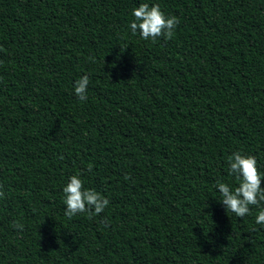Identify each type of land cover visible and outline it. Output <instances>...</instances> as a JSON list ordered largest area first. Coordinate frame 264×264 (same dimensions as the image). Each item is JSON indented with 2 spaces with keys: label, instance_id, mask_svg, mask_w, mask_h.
Wrapping results in <instances>:
<instances>
[{
  "label": "trees",
  "instance_id": "16d2710c",
  "mask_svg": "<svg viewBox=\"0 0 264 264\" xmlns=\"http://www.w3.org/2000/svg\"><path fill=\"white\" fill-rule=\"evenodd\" d=\"M145 2L171 37L131 33ZM234 151L264 171V0H0V264H264ZM78 172L99 215L64 214Z\"/></svg>",
  "mask_w": 264,
  "mask_h": 264
},
{
  "label": "clouds",
  "instance_id": "9594fccd",
  "mask_svg": "<svg viewBox=\"0 0 264 264\" xmlns=\"http://www.w3.org/2000/svg\"><path fill=\"white\" fill-rule=\"evenodd\" d=\"M133 19L128 28L133 35L139 33L144 40H154L173 35L179 20L174 15L166 14L157 3H140L132 10ZM89 75L80 76L74 82L73 91L80 101L88 98ZM90 170V169H89ZM227 175L236 181L233 184L217 181L216 190L220 194L219 202L226 212L235 217L244 218L251 214V206H256L258 212L254 219L257 225L264 226V171H260L257 159L251 154L234 151L227 157ZM4 195L3 186H0V197ZM62 199L65 216L71 218L78 213H87L89 216L99 215L109 205L107 197L94 188H85L81 173L67 177L62 186ZM14 227L23 225L15 223Z\"/></svg>",
  "mask_w": 264,
  "mask_h": 264
}]
</instances>
